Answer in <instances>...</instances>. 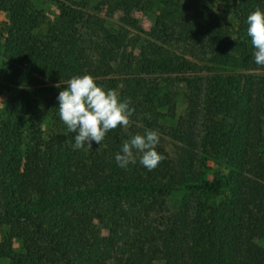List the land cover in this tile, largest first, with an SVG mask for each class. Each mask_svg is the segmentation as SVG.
<instances>
[{
	"label": "trees",
	"instance_id": "16d2710c",
	"mask_svg": "<svg viewBox=\"0 0 264 264\" xmlns=\"http://www.w3.org/2000/svg\"><path fill=\"white\" fill-rule=\"evenodd\" d=\"M53 1L41 33L43 15L33 0H0V217L7 227L0 258L264 264V73H250L264 66L254 63L246 23L255 9L264 11V0H201L191 15L155 16L133 43L119 30L89 41L103 19L88 15L90 1ZM151 1L98 0L93 11L119 14L121 29L134 26L130 12ZM197 70L203 73L185 81L197 129L171 133L185 155L171 156L159 143L165 159L156 169L145 168L135 151L136 162L119 167L123 143L157 125L160 113L152 109L159 98L145 93L157 87L152 75L170 80ZM85 74L130 99L134 122L128 133L118 127L100 145L73 150L75 133L60 120L57 97L68 80ZM208 162L213 169L204 177ZM177 190L191 197L157 221L152 215Z\"/></svg>",
	"mask_w": 264,
	"mask_h": 264
},
{
	"label": "rangeland",
	"instance_id": "374dc122",
	"mask_svg": "<svg viewBox=\"0 0 264 264\" xmlns=\"http://www.w3.org/2000/svg\"><path fill=\"white\" fill-rule=\"evenodd\" d=\"M34 5L43 15V20L40 23V32H45V29L48 26V23L51 22L52 17L55 13V4L53 0H33ZM73 3H77L79 0H69ZM88 5L85 7L88 15L95 14L102 17L101 25L97 27V31L90 34L87 33L86 37L89 41H99L101 38L108 33L114 32L116 30L122 31L123 35H125V39L128 43H133L136 36L142 37V31H148L153 23L155 16L160 15L167 18L169 21L178 19L183 15H191L194 11L193 7L200 5L201 0H152L150 5H148L145 9L142 10H133L130 12V15L134 18V26L132 27H123L119 28L116 19L119 14H115L112 18L103 17L102 11H93V5L98 0H89ZM95 9V8H94ZM3 18L0 17V29L2 27ZM93 27V25H91ZM139 43V42H137ZM228 71V70H226ZM197 73V74H196ZM198 73H203V71L197 70L194 74L189 75L187 73H173L170 75V80H163L164 74L155 73L150 78L151 81L155 82L156 89L146 91L148 95L155 94L156 97L159 98L160 103L154 101L153 103V111H158L160 115H157V125L154 130L159 133L160 141L159 143L163 145L164 149L171 155L174 156L178 153L183 155L184 152L182 148L185 145L175 140L171 133H177V131H187L188 134L190 132L194 134L198 125V113L197 115L192 114L189 105L187 104V90H186V78L189 76H194V78L198 77ZM250 73L263 74L264 71L258 70ZM144 99V98H141ZM145 105L144 107H147ZM138 116H142L138 114ZM132 123L134 122L133 118H130ZM131 123V124H132ZM131 126V125H130ZM124 128L126 133H128V129ZM263 133H264V117H263ZM45 136L47 139H50L51 132L50 129H47ZM186 154V156H189ZM207 168L203 169L204 177H209L212 172V164L210 162L206 163ZM191 195L188 193H184L183 190L174 191L172 194L168 195L164 199V211L158 214H153L157 221H159L160 217L166 216L170 213H173L179 204L181 198L189 199ZM221 199V195L210 197L208 201H219ZM2 202L0 201V205ZM7 227L5 223L2 221L0 217V240L2 239L4 233L6 232ZM0 264H9V260L0 258ZM113 264V262H110ZM153 264H161L160 260H155Z\"/></svg>",
	"mask_w": 264,
	"mask_h": 264
},
{
	"label": "clouds",
	"instance_id": "9594fccd",
	"mask_svg": "<svg viewBox=\"0 0 264 264\" xmlns=\"http://www.w3.org/2000/svg\"><path fill=\"white\" fill-rule=\"evenodd\" d=\"M246 23L247 35L254 48V63L264 66V11L255 9L247 16ZM66 86L58 94V109L67 131L75 133L73 150H81L85 146L91 149L93 143L100 145L108 132L131 125L130 118L135 110L130 107V99L122 101L116 90H105L88 74L73 76ZM159 141V133L155 130L132 136L115 155L118 166L127 168L130 163L134 164L135 151L141 154L140 163L145 168L149 171L156 169L165 159L156 151Z\"/></svg>",
	"mask_w": 264,
	"mask_h": 264
}]
</instances>
